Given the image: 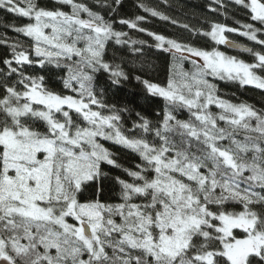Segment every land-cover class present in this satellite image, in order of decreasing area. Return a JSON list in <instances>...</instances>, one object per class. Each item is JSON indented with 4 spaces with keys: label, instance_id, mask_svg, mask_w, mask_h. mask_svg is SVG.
<instances>
[{
    "label": "snow or ice",
    "instance_id": "obj_1",
    "mask_svg": "<svg viewBox=\"0 0 264 264\" xmlns=\"http://www.w3.org/2000/svg\"><path fill=\"white\" fill-rule=\"evenodd\" d=\"M58 2L71 12L43 7L38 0H0V9L31 21L14 30L32 41L28 48L19 41L11 44L10 58L0 61L5 65L0 69V262L264 264V211L255 210L257 205L264 209V111L221 99L207 79L264 89V75L258 74L264 73V52L225 35L239 33L264 47L258 36L264 35V0H233L260 27L211 23L203 33L219 45L242 47L252 54L251 63L148 32L154 39L149 47L191 59L194 69L182 72L179 81L170 78L166 86L133 77L148 94L164 99L165 110L155 124L136 113L140 122L131 129L122 128V114L129 109L103 100L106 90L129 80L121 64L105 60L108 42L128 45L127 33L85 4ZM215 2L224 6L223 0ZM114 3L119 6L120 0ZM102 6L116 12L111 4ZM139 7L177 23L155 8ZM145 20L119 22L145 32L138 28ZM145 43L131 40V54L143 57ZM30 65L67 69L64 88L75 95L49 89L43 75H26ZM101 72L108 79L98 89ZM211 105L221 112L214 114ZM184 109L188 120L174 114ZM137 129L140 134H132ZM239 134L242 140L236 139ZM100 138L139 155L136 170L124 169L131 181L103 171L105 164L121 166ZM225 140L232 146L223 145ZM109 179L119 186V203L101 198ZM90 190V198L82 199ZM230 201L242 204L243 211H228ZM235 229L244 237L237 238Z\"/></svg>",
    "mask_w": 264,
    "mask_h": 264
},
{
    "label": "trees",
    "instance_id": "obj_2",
    "mask_svg": "<svg viewBox=\"0 0 264 264\" xmlns=\"http://www.w3.org/2000/svg\"><path fill=\"white\" fill-rule=\"evenodd\" d=\"M77 3H82L88 6L92 11L98 12L113 21V28L116 31L127 33L123 39L129 40L128 45L116 44L115 40H110L106 45L105 60L121 64L126 73L129 74V80L123 82L122 87L106 90L103 100L106 104L116 105L118 108H128L129 112L123 115V129H131L133 122L139 123L136 113L146 117L154 124L162 121L165 101L158 96H152L147 93L145 85L133 77L139 76L142 80H147L151 83H156L161 86H166L169 79L179 81L182 72H192L194 65L191 59L178 60L174 59L171 53L163 52L148 45L154 44V39L148 35V32L163 34L167 37L177 39L186 45L201 48L204 50H219L229 56H236L246 62H253L251 53L244 50H233L226 45H219L211 39L210 36L203 33L210 31L211 23H220L232 28H240L242 24L253 23L256 27H260L258 22L251 20L248 10L235 4L233 0H223L224 6L216 4L215 0H120V5L116 6L114 0H75ZM38 3L49 9L60 8L63 11L71 12L69 5L61 4L58 0H38ZM111 4L116 8V12H110L108 7L102 6ZM145 5L149 8L163 12L171 19L177 21L172 24L171 21H165L159 17H153L150 13L144 11L139 5ZM23 6V5H21ZM211 9H216L212 11ZM82 18H87L86 13L81 14ZM137 16H145L146 20L138 24V28H145L147 31L140 32L138 29H132L126 24H121L120 20H135ZM31 22L28 18H23L17 14L10 13L4 9H0V61L8 59L11 56V44L19 41L25 48L30 47L32 41L30 38L17 33L14 28L21 27ZM183 25H188L185 29ZM243 29L241 28V31ZM225 35L229 40L237 42L245 47L252 48L254 51L264 52V47L259 46L247 37L241 36L239 33L226 32ZM260 39H264V35H259ZM131 40L145 41L143 46L144 56L137 57L131 54ZM7 41V43H5ZM201 63L199 58L193 57ZM49 71L40 69L38 65L25 66L26 75H43L45 76L46 86L58 93L65 95H75L69 89L64 88L63 78L67 76V69H55L53 66H48ZM5 65L0 63V69H4ZM264 75V73H258ZM108 79L107 73H97L95 83L97 88L105 86ZM209 83L216 86V95L221 99L230 101L235 104L245 103L251 105L255 110L264 111V89L256 88L254 85L241 86L238 81L220 80L217 77L208 76ZM9 83H12L10 80ZM75 86V85H74ZM18 89L20 88L17 85ZM2 94V89H0ZM210 110L214 114H219L221 111L215 105L210 106ZM159 113V115H158ZM180 120H188L190 113L184 110H178L174 113ZM221 127H228L223 121H218ZM42 130V129H41ZM129 134V133H125ZM139 135L140 130H135L134 133ZM150 141L152 137H147ZM236 139H243V134L236 136ZM225 146H232L231 142L225 140L222 142ZM109 150L114 154V158L121 166L119 168L102 165L103 171L108 176H120L122 179L131 181L124 169L136 170L135 165L140 164L138 154L115 145L113 142L107 144ZM234 147V146H233ZM247 174V173H246ZM105 195L102 200L106 203H119V186L114 180L104 182ZM256 191H260L259 188ZM219 192V190H217ZM91 190L82 199L90 198ZM215 210L214 205L210 206ZM228 211L239 212L243 211V205L230 201L226 205ZM256 211H264L258 205L255 206ZM119 222V218H116ZM234 235L237 238H243L245 233L241 229H235Z\"/></svg>",
    "mask_w": 264,
    "mask_h": 264
},
{
    "label": "rangeland",
    "instance_id": "obj_3",
    "mask_svg": "<svg viewBox=\"0 0 264 264\" xmlns=\"http://www.w3.org/2000/svg\"><path fill=\"white\" fill-rule=\"evenodd\" d=\"M46 31H50V30H46ZM82 46V45H81ZM199 59H201L202 60V58H199ZM221 111V110H220ZM110 142H112V141H107V140H104V139H102V138H100V143H102L103 145H104V147H106V148H108V143H110ZM109 149V148H108ZM69 222L70 223H74V221L73 220H71V218H69Z\"/></svg>",
    "mask_w": 264,
    "mask_h": 264
},
{
    "label": "water",
    "instance_id": "obj_4",
    "mask_svg": "<svg viewBox=\"0 0 264 264\" xmlns=\"http://www.w3.org/2000/svg\"><path fill=\"white\" fill-rule=\"evenodd\" d=\"M230 41H232V40H230ZM234 42V41H233ZM237 45H241V44H238L237 42H235ZM227 47H229L228 45H226ZM243 46V45H242ZM230 49H233V50H243V48L242 47H235V48H233V47H229ZM0 264H3V262H0Z\"/></svg>",
    "mask_w": 264,
    "mask_h": 264
},
{
    "label": "flooded vegetation",
    "instance_id": "obj_5",
    "mask_svg": "<svg viewBox=\"0 0 264 264\" xmlns=\"http://www.w3.org/2000/svg\"><path fill=\"white\" fill-rule=\"evenodd\" d=\"M72 220V219H71Z\"/></svg>",
    "mask_w": 264,
    "mask_h": 264
}]
</instances>
